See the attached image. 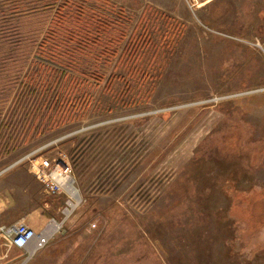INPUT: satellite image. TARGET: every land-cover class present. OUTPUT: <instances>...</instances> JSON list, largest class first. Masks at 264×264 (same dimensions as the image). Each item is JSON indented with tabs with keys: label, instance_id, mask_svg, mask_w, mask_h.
Listing matches in <instances>:
<instances>
[{
	"label": "rangeland",
	"instance_id": "374dc122",
	"mask_svg": "<svg viewBox=\"0 0 264 264\" xmlns=\"http://www.w3.org/2000/svg\"><path fill=\"white\" fill-rule=\"evenodd\" d=\"M6 28L0 178L58 149L79 203L41 193L60 229L1 264H264V0H0Z\"/></svg>",
	"mask_w": 264,
	"mask_h": 264
},
{
	"label": "built area",
	"instance_id": "2783aa9c",
	"mask_svg": "<svg viewBox=\"0 0 264 264\" xmlns=\"http://www.w3.org/2000/svg\"><path fill=\"white\" fill-rule=\"evenodd\" d=\"M111 28L113 27L108 29ZM60 110L61 109H59V111ZM51 144L52 143L48 144L46 147ZM39 152L40 150L30 152L17 160L15 164L22 162L27 163L28 170L33 174L36 181L41 184L47 197H62V199H64V207L61 213L64 219H66L72 214L79 203V201L77 202L75 200V195L73 193L74 191L76 195H78L72 178V168L69 158L63 151L58 149H53L49 156L38 154ZM72 206L74 207L72 208ZM51 223L54 224L56 229L52 233H49L48 229ZM60 227V224L52 220L37 235L34 229L23 221L8 226L0 225V240L8 242L12 248L17 250H25L30 247L28 253V258H30L47 244L52 234L57 232Z\"/></svg>",
	"mask_w": 264,
	"mask_h": 264
},
{
	"label": "crops",
	"instance_id": "0c3cea01",
	"mask_svg": "<svg viewBox=\"0 0 264 264\" xmlns=\"http://www.w3.org/2000/svg\"><path fill=\"white\" fill-rule=\"evenodd\" d=\"M41 193L45 194L41 184L29 170H12L0 178V220L8 225L23 221L33 229Z\"/></svg>",
	"mask_w": 264,
	"mask_h": 264
},
{
	"label": "trees",
	"instance_id": "16d2710c",
	"mask_svg": "<svg viewBox=\"0 0 264 264\" xmlns=\"http://www.w3.org/2000/svg\"><path fill=\"white\" fill-rule=\"evenodd\" d=\"M11 29H14V28H6V29H4L5 32L1 33L0 35H3V37L6 36V35H8L6 37H10L9 40L16 41L15 36L17 34L16 33L15 34H12V32L15 31V30H11ZM1 31L2 30H0V32Z\"/></svg>",
	"mask_w": 264,
	"mask_h": 264
},
{
	"label": "bare ground",
	"instance_id": "6f19581e",
	"mask_svg": "<svg viewBox=\"0 0 264 264\" xmlns=\"http://www.w3.org/2000/svg\"><path fill=\"white\" fill-rule=\"evenodd\" d=\"M73 193H74V197H75V200L78 202L79 201V197H78V195H76V192H74L73 191ZM74 206H72V208H73ZM55 229H56V227L54 226V224H50V226H49V233H52L53 231H55Z\"/></svg>",
	"mask_w": 264,
	"mask_h": 264
}]
</instances>
